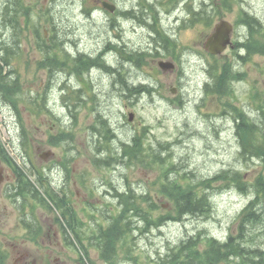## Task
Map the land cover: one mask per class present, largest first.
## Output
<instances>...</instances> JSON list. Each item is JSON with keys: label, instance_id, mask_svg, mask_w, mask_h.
Here are the masks:
<instances>
[{"label": "rangeland", "instance_id": "rangeland-1", "mask_svg": "<svg viewBox=\"0 0 264 264\" xmlns=\"http://www.w3.org/2000/svg\"><path fill=\"white\" fill-rule=\"evenodd\" d=\"M32 2L34 13L32 19L37 21V14L40 13V8L43 10H50L48 18L53 22L55 30L59 35L60 40L64 46L69 47L73 44L79 46L78 48H85V51L89 50L93 55L98 56L103 53V64H113V56L110 55V51L106 49L108 42H114L117 40L113 37L114 31H116L121 38L127 36L128 42L135 44H144L147 33L138 32L132 30L135 25V21L126 15H122V12L127 13V10H133L136 12V7L139 5L135 0H115L116 4L120 7V15L117 16L115 21H108L110 15L102 10L92 12V16L84 12V9L90 6H97L92 0H26ZM149 3H155L158 0H147ZM202 0H200L201 3ZM209 3L210 0H207ZM216 3V9L222 14L215 18V23L219 22L221 18L228 20L235 25L240 10L248 12L254 15L261 23V27L264 26V0H235L231 9L222 7L221 0H212ZM9 9L14 12L15 15L21 14L22 9L19 5V0H0V4L8 3ZM167 0H164L166 3ZM170 6L162 5L161 10L158 9V15L164 18L163 21L167 26H174L175 34L179 42V55L182 60L181 65L183 74L176 71L168 76L160 77V81L163 83H175L180 80L181 90L177 91L174 95L169 89H163L165 97L171 99H180L181 104L171 103L165 101L154 93L152 96L149 94H140L137 98L128 99L122 93L119 88H115L112 84L114 82L113 74L112 78L105 76L102 73H98L96 81L93 85V93L96 95V101H88L87 105H83L78 108V126H74L75 120L69 116L68 108L61 107L59 85L61 82V75L53 74L51 80L47 76L43 83L48 84L51 82L50 95L47 98V105L53 108L57 117L45 116L47 123L41 127V129H35V125L41 126V122L29 114V110L23 108L20 105V112H14L12 106H8L2 103L0 106V136L1 140L6 145H14L16 152L22 149V126L26 128L29 136L35 138V143L44 145V141H47L45 129L51 125L55 126V129L60 130L63 126L66 129H74L77 137L82 138L81 144L79 140L74 142L75 147L80 153V162L83 170L89 173V182H94L90 185L97 194L99 200L96 201V205L105 211H108V204L117 202L113 198L114 190L106 186L107 181H111L121 191L128 190V187L132 185L135 189V194L138 197H143L141 205L147 212H150L154 217L166 216L167 212L169 217L167 221H164L160 225L150 226L148 232L134 233L135 253L141 255L142 261L145 258L150 257L154 259L158 264L163 263L168 253L178 246L182 241L187 240L192 236L198 238L199 233L202 236L212 235L216 237H226L230 231L238 234L236 218L242 209L249 203L251 193L247 189H242L241 192L235 187L231 186L227 188L225 185L220 188L214 189L207 187L205 191L209 194V198L212 201V212L209 216H186L179 221L171 220L170 217L176 216L175 208L167 198L159 193L160 184L152 186L157 181L159 172L157 167L154 168H128L124 164H119L117 168L109 169H95L90 162V156L93 155L94 146L88 145L93 143L96 138L93 136L92 131L89 129L91 124H94V120L98 113H102L105 116H109L113 123L114 129L117 131V139L115 144L122 139L129 141L134 133L140 131L143 126H149V136L146 140V146L151 144L157 150L161 149L158 146L159 142L170 143L168 149L162 150V155L167 157V162L176 163L177 172L173 176L180 178L186 173L188 180L197 181L213 178H217L220 175V171L227 169H240L245 173V179L248 182L253 181L261 172V165L256 162L244 163L240 160L239 140L235 131V123L233 117L227 112L225 115L221 111V101L212 96H203V86L205 82L209 81V75L207 74V68L212 64L218 66V72H221L223 66H230L231 64L237 68L240 72H246L245 80L235 82L237 94L240 103L242 101H248V97L251 96L253 86H256L260 91L264 92V55L252 56L248 61H241L235 54V49H228L223 55L212 58L204 49L203 43L208 31L202 24L197 27H187L180 29L178 27L179 21L177 19L176 10H183L185 7L184 0H178L176 2H169ZM198 3V1H197ZM0 6V10H1ZM170 10L171 15L168 13ZM24 13V12H23ZM143 18V16L136 15ZM224 16V17H223ZM129 17V18H128ZM186 21V20H183ZM41 24L44 21L40 20ZM0 24H2V32L0 35L5 37L7 42L16 48V22L10 23L9 19L0 15ZM6 24V27L4 26ZM137 26V25H136ZM138 27V26H137ZM206 31V33H205ZM248 30L238 25L237 31L233 35V39L247 34ZM145 33V34H144ZM258 40L264 41L263 35L257 33L254 35ZM128 51H131V46ZM5 43V41H4ZM7 43V45H9ZM81 44V45H79ZM189 46H192L189 48ZM74 55L78 57V53L74 51ZM12 56V53H6L3 57ZM249 56V54L247 55ZM86 57V56H85ZM51 61V60H50ZM54 62V61H53ZM55 63V62H54ZM5 65L6 59H5ZM125 74L122 72L124 79L128 83L138 82L139 80L147 79L148 82L155 84L152 79L153 70L151 66H147L145 73L135 70L130 63L126 65ZM57 67V65H56ZM138 69V68H137ZM3 71V70H2ZM127 71V72H126ZM24 74L21 75L22 82H27L29 74L24 70ZM55 72V71H54ZM123 79V78H121ZM145 81V80H143ZM115 84V82H114ZM116 85V84H115ZM118 86V85H117ZM177 86V85H176ZM119 89V90H118ZM32 93L36 95L39 93V89L35 86L32 89ZM162 93V92H161ZM24 93L23 95H27ZM87 95V94H86ZM181 95V97H178ZM88 98V97H87ZM204 98V99H203ZM92 108H96L95 111ZM136 113L137 121L135 124L124 121L123 114L128 109ZM251 109H255L251 107ZM250 110V109H249ZM248 110V111H249ZM251 111V110H250ZM252 112V111H251ZM63 115L61 118L59 115ZM256 114V113H255ZM66 120V121H65ZM126 122V123H124ZM121 127H118V126ZM115 146V145H114ZM120 147V146H118ZM115 147V148H118ZM57 152L63 157L65 151L61 148H56ZM36 150V149H35ZM14 155V154H12ZM159 155V154H158ZM169 155H171L169 157ZM151 159L155 154L150 153ZM162 156V157H163ZM22 158L21 156H18ZM163 157V158H164ZM27 160L26 156H23ZM166 158V159H167ZM18 159V158H17ZM33 161L39 162L33 157ZM58 175H54L51 178V187L56 190H64L63 177L64 172L53 171ZM219 172V173H218ZM61 175V176H60ZM183 182H186L183 179ZM98 185L95 186V185ZM219 186V184H214ZM38 186V184H37ZM43 192L44 189L41 188ZM199 191H202L201 189ZM6 188L3 189V195L0 196V241L2 247L9 253L5 258L0 257V264H16V255L18 247H29L27 250L29 253V260L32 264H74L77 257L74 252L63 251L60 253L59 247L40 246L37 244H31V241L27 237V225L24 221H32L35 212L37 219L39 220V227L41 228V235L45 241H49L46 234L49 233L51 223L56 219V212H49L41 205L37 204L36 208H32L31 200L27 201L19 199L16 203H12L6 195ZM96 197V196H95ZM150 204H156L159 209L146 208ZM27 205V207L24 205ZM261 206V207H260ZM71 207L74 209L78 216L86 215L89 211V205L84 198L77 196L72 199ZM21 214V216H20ZM25 214V215H23ZM257 221L253 225H247L244 231L243 238L251 241L252 237L258 234L255 244L259 249L253 250L248 256L252 255V259H246L251 263L259 264L264 259V199H260L256 207ZM5 219H7L5 221ZM261 220V222H258ZM139 227H144L145 222L141 219L136 221ZM258 223V224H257ZM147 226V225H146ZM58 233V231H57ZM61 235V234H57ZM49 236V235H48ZM50 236L54 238V230L51 231ZM56 241L61 239L56 237ZM44 242V241H40ZM39 250L40 256L37 252ZM76 250V249H75ZM15 252V253H14ZM43 253V255H41ZM45 254V255H44ZM50 255L58 257L57 261L50 259ZM92 259L97 264H103L98 260L97 256L90 252ZM42 259V261L40 260ZM153 261V260H151ZM56 262V263H55ZM30 263V262H29Z\"/></svg>", "mask_w": 264, "mask_h": 264}, {"label": "trees", "instance_id": "trees-1", "mask_svg": "<svg viewBox=\"0 0 264 264\" xmlns=\"http://www.w3.org/2000/svg\"><path fill=\"white\" fill-rule=\"evenodd\" d=\"M7 4H9V2ZM213 12L217 13L216 10H213ZM204 14L208 20L207 24L210 25L214 19V15L209 14L205 7L203 11L195 14V20L202 19ZM3 16L4 18L9 19L10 23L15 21V17L11 13L7 14L4 12ZM4 26L6 27V24ZM3 47H5V45H3ZM252 49V46L249 44L247 47L249 56L253 51ZM49 57L52 60L51 66L54 68L56 64L53 60L55 62H60V57L57 56V53H53ZM245 58L249 59L248 56L242 59ZM98 64L101 65L99 59ZM220 74L221 75L218 76L217 72L214 74V71H211L213 84L212 86L206 87V93H212L219 97L230 95L237 98L235 89L232 87V80L244 79L245 74L234 72L231 66H223ZM122 83L125 85L123 81ZM149 89L150 88H147V91L150 92L151 89ZM141 90L142 88H132L127 86L125 92H128L130 95H136L139 94ZM227 105L232 106L234 110V118L237 122V134L240 138L242 149V159L247 160L251 157H257L261 160L262 172L255 179L254 183L248 184V182H245L242 172L225 170L220 172L219 177L202 182L201 188L203 190L199 191V185H196L190 180L188 182H180L177 179H173L169 174L172 172L174 165L171 163L165 165L166 160L159 157V155H155L153 163H158L161 167V175L158 178L160 184L159 193L167 198L175 207L173 209L178 218L187 214L202 217L206 216L207 213L212 210V204L210 202L209 194L204 190V187L213 188L211 186H213V182L217 180H221L225 184H234L240 190H242V188L246 189V187L247 190L252 189L257 194L258 198H254L239 216L240 232L238 236L233 233L229 234L230 236L226 243H221L217 239L210 237L202 238L200 235L198 238L189 237L170 251L167 258L164 259L163 264H256L246 260L250 258L252 259V255L248 256V254L255 250L252 249L256 245L255 240H245L243 234L248 224L253 225L255 224V221H257V203L262 197H264V128L257 125L253 119L249 118L245 112L238 107L233 106L230 103ZM99 120L102 121L101 117H99ZM142 135L145 136L144 133H142ZM142 135H137L130 145L124 146V156L128 157L129 164H139L142 166L149 164L146 159L150 156V153L144 151ZM3 154L6 155L4 149ZM21 184L24 185V182H21ZM124 203L126 207L123 211V215L125 214L126 221L124 222L122 217L115 219L112 223V231L107 232L103 236V241L107 245L110 244L113 248H115L116 244L114 238L116 239L121 234L128 232V227L132 224L131 220L127 222V219H129V216L131 215L130 212H132L133 215L146 214L144 215L145 220L149 219V213L147 214L141 209V202H139V198L135 195L129 196ZM149 205L151 209L159 208L156 204L149 203ZM164 217L165 216H159L153 219L155 225L162 224L165 220ZM99 240L102 243V239ZM260 264H264V259Z\"/></svg>", "mask_w": 264, "mask_h": 264}, {"label": "flooded vegetation", "instance_id": "flooded-vegetation-1", "mask_svg": "<svg viewBox=\"0 0 264 264\" xmlns=\"http://www.w3.org/2000/svg\"><path fill=\"white\" fill-rule=\"evenodd\" d=\"M149 11H151L152 12V15L154 16V18H156V19H161V25L162 26H167V25H165V23H164V21H163V19L164 18H161L159 15H158V11H157V9H154V10H145V11H143L142 10V12H144V14H145V16L141 19L142 20V22H141V25L140 24H138L137 23V20H135L134 18H132V17H130L129 16V14H132V12L130 11V10H128V13H127V15L131 18L130 20H134L135 21V25L132 27V30L133 31H135V32H138V30L140 29L141 30V32H145V33H147V35H148V37L153 41V42H157L158 41V39L156 38V36L155 35H157L155 32H153V30H152V28H151V25H152V19H151V17L149 16ZM154 11V12H153ZM135 15H139V16H141L142 15V13L140 12V11H136L135 12ZM128 17V18H129ZM139 26V27H137V26ZM143 25V26H142ZM142 26V27H141ZM169 27V26H168ZM171 28H170V33H169V37L171 38V36H172V34H173V30H172V25L170 26ZM2 24H0V33L2 32ZM114 32H116V31H114ZM117 33V32H116ZM144 33V34H145ZM115 39L117 40V42L116 41H114V42H112V43H116V46L118 47V49L119 50H121V51H123L124 53H126L127 54V51H128V49H129V46H128V44L125 42V40H124V38H121L120 37V35H117V36H115ZM128 42V41H127ZM129 43V42H128ZM110 49H112V47H110ZM113 50V49H112ZM131 50H132V54H134V55H140V53L139 52H136V51H134V49L133 48H131ZM129 52H131V51H129ZM131 54V55H132ZM115 63H116V65H118V66H120L121 68H127V66L126 65H122V64H120L119 62H116V58L115 57H113V69H118L117 68V66L115 65ZM135 66L136 65H134L133 67L135 68ZM135 69H137V68H135ZM120 71V70H119ZM115 70H113L112 71V73L113 74H115ZM121 79V78H120ZM121 80H124V79H121ZM124 83H125V81H123ZM117 83V82H116ZM139 85H140V83H141V80H139L138 82H137ZM119 84V83H118ZM123 84V83H122ZM121 84V85H122ZM134 84H136V82H134ZM121 85H119V86H121ZM44 244H47V243H44ZM49 245H53V243H49ZM57 245V244H56ZM17 253L19 254V258L17 259V260H20V262H21V264H31V263H29V260L27 259V257L29 256V254H28V252L27 251H25V249L24 248H20V247H17Z\"/></svg>", "mask_w": 264, "mask_h": 264}, {"label": "bare ground", "instance_id": "bare-ground-1", "mask_svg": "<svg viewBox=\"0 0 264 264\" xmlns=\"http://www.w3.org/2000/svg\"><path fill=\"white\" fill-rule=\"evenodd\" d=\"M176 1H178V0H171V2H176ZM156 3L157 2H155V3H149L148 1H147V8L146 9H143L142 7H140V6H138V7H136V9H138V10H136V11H140L141 13H142V15L141 16H145V14H144V12H142V10L143 11H145V10H154V9H157L158 7H156ZM116 4V3H115ZM130 11L132 12V14H129V16L130 17H132V18H134L135 20H137V23L138 24H140L141 25V22H142V18L141 17H137L136 15H135V11H133V10H131L130 9ZM157 11H158V9H157ZM116 12H117V16L118 15H120V7H119V5H117L116 4ZM154 12V11H153ZM127 13H128V10H127ZM127 13H125V12H122V15H124V16H126L127 15ZM252 25H253V27H261L262 25H261V23H260V21H258L256 18H252ZM143 26V25H142ZM141 26V27H142ZM139 27V26H138ZM126 54V53H125ZM132 54V52H129V51H127V55H131ZM132 55H134V54H132ZM79 57H77V62L80 64V65H82V58L80 57V55H78ZM103 53L102 54H99L98 55V58L97 59H99V61H100V64H101V68L102 69H104V70H106L108 73L110 72L111 74H113L112 73V71L113 70H115L116 72H115V74H113V78H114V82H115V84L116 85H121L122 84V81H125V86H129V87H133V88H138L140 85L136 82V84H133V82H131V83H128V81H126L125 79H124V77H128V76H124L123 74H122V71H119V69H113V64H110V65H105V64H103L102 62H101V60L103 59ZM134 56H136V57H138L139 55H134ZM85 59H88L87 57H85ZM50 63H51V61H50ZM49 65V64H48ZM56 66V65H55ZM54 66V68H52V70L53 71H55L56 69V67ZM52 67V66H51ZM135 68H138L137 67V65L135 66ZM124 69V68H123ZM122 69V70H123ZM135 70H138V69H135ZM120 78H123L124 80H121ZM142 81V80H141ZM117 82V83H116ZM119 83V84H118ZM123 85V84H122ZM242 189H244V188H242ZM254 200V199H253ZM252 200V201H253ZM259 222H261V220H259ZM243 236H244V234H243ZM249 255V254H248ZM260 264V263H259Z\"/></svg>", "mask_w": 264, "mask_h": 264}, {"label": "water", "instance_id": "water-1", "mask_svg": "<svg viewBox=\"0 0 264 264\" xmlns=\"http://www.w3.org/2000/svg\"><path fill=\"white\" fill-rule=\"evenodd\" d=\"M104 7L114 10V8L104 3ZM232 27L226 23L221 22L219 25H217L215 32L208 38L205 47L212 53V54H220L226 47L227 44L230 42V32ZM160 66L163 69L165 68V64L161 63ZM169 67H173L171 64L166 65Z\"/></svg>", "mask_w": 264, "mask_h": 264}]
</instances>
